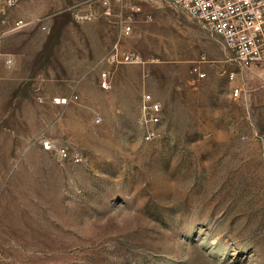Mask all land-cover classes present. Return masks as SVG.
I'll use <instances>...</instances> for the list:
<instances>
[{
	"label": "rangeland",
	"instance_id": "rangeland-1",
	"mask_svg": "<svg viewBox=\"0 0 264 264\" xmlns=\"http://www.w3.org/2000/svg\"><path fill=\"white\" fill-rule=\"evenodd\" d=\"M20 1L0 0V24ZM110 5L42 0L40 18L18 19L20 82L0 84V264H264V61L242 67L166 0ZM113 50L143 62L110 65ZM146 94L162 106L149 141Z\"/></svg>",
	"mask_w": 264,
	"mask_h": 264
},
{
	"label": "built area",
	"instance_id": "built-area-1",
	"mask_svg": "<svg viewBox=\"0 0 264 264\" xmlns=\"http://www.w3.org/2000/svg\"><path fill=\"white\" fill-rule=\"evenodd\" d=\"M18 0H6V6L10 7ZM111 0H100L103 14H112ZM124 1V0H120ZM171 5L178 7L190 16L208 24L212 30L218 34L225 45L234 53L236 62L242 67H249L255 63L264 61V0H166ZM130 10L118 18L121 33L129 36L133 32L135 15L142 11L141 5L132 4ZM149 17V16H148ZM25 23L22 20L15 22L13 29L22 28ZM205 58L192 66L191 72L197 79H203L206 73L201 69L200 63ZM108 64H133L142 63V55L134 50L109 52L105 58ZM10 62V59H7ZM233 77V74H231ZM109 71L101 72L99 83L101 87L109 86ZM240 88L233 90V95H240ZM57 105H66L70 99L68 97H55L53 99ZM161 103L154 99L152 94L143 96L141 106V117L139 122L145 128L144 140H151L155 136L153 126L161 121ZM97 118V122L101 121ZM45 150H54L55 145L50 140L43 142ZM56 152L61 158H72L76 161L80 159L79 153H71L66 147L56 148Z\"/></svg>",
	"mask_w": 264,
	"mask_h": 264
},
{
	"label": "crops",
	"instance_id": "crops-1",
	"mask_svg": "<svg viewBox=\"0 0 264 264\" xmlns=\"http://www.w3.org/2000/svg\"><path fill=\"white\" fill-rule=\"evenodd\" d=\"M41 1L42 0H21L15 7L9 8L5 15V22L0 24V52L11 57L13 65L7 64L0 67V84L18 85L21 76L20 66L24 61L22 58L23 45L20 39L23 36V30L5 31L4 28L14 26V23L22 18L26 20H36L41 15Z\"/></svg>",
	"mask_w": 264,
	"mask_h": 264
}]
</instances>
